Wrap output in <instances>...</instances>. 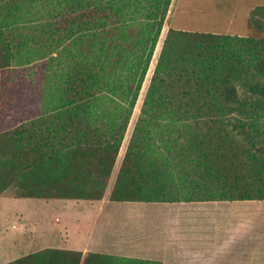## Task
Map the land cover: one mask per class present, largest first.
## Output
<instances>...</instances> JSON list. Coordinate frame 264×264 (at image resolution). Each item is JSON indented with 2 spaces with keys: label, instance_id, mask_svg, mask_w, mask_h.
I'll use <instances>...</instances> for the list:
<instances>
[{
  "label": "trees",
  "instance_id": "16d2710c",
  "mask_svg": "<svg viewBox=\"0 0 264 264\" xmlns=\"http://www.w3.org/2000/svg\"><path fill=\"white\" fill-rule=\"evenodd\" d=\"M172 2L0 0V71L45 63L40 115L0 135V195L104 199ZM249 21L245 37L169 29L110 201L264 200V4ZM9 264L162 263L44 249Z\"/></svg>",
  "mask_w": 264,
  "mask_h": 264
},
{
  "label": "rangeland",
  "instance_id": "374dc122",
  "mask_svg": "<svg viewBox=\"0 0 264 264\" xmlns=\"http://www.w3.org/2000/svg\"><path fill=\"white\" fill-rule=\"evenodd\" d=\"M259 4H264V0H173L104 198H109L119 172L169 29L245 37L250 29L251 12ZM44 75V62L0 71V135L40 115ZM240 91L246 96L245 89L240 87ZM261 125L264 127V120ZM99 207V201L17 198L15 190L8 189L0 195V234L2 246L9 254L8 261L23 253L59 248L67 237L71 241L87 238L101 215ZM243 208L238 222L242 230L237 232L238 224L231 230L219 232L221 242L230 248L238 246L239 237L244 234L249 246L257 238L264 241V201H250ZM102 214L112 216L114 212L109 209ZM218 257L210 264L230 263L229 257Z\"/></svg>",
  "mask_w": 264,
  "mask_h": 264
},
{
  "label": "crops",
  "instance_id": "0c3cea01",
  "mask_svg": "<svg viewBox=\"0 0 264 264\" xmlns=\"http://www.w3.org/2000/svg\"><path fill=\"white\" fill-rule=\"evenodd\" d=\"M250 201L257 200L138 203L112 202L104 198L99 201L101 215L87 238L71 241L67 237L61 247L45 249L162 264H210L213 258L219 259L218 256L229 257V264H264V241L257 238L249 246L244 234L239 237L238 246L230 248L221 242L219 234L238 224L237 232L242 230L238 222L243 206ZM109 209L114 215L104 216L102 211ZM120 212L125 215H115ZM2 245L0 234V264L36 253H23L8 261V251Z\"/></svg>",
  "mask_w": 264,
  "mask_h": 264
}]
</instances>
